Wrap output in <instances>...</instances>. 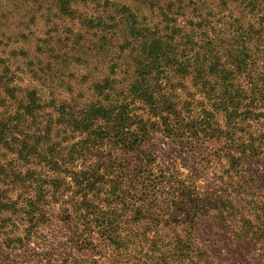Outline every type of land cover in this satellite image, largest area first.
I'll return each instance as SVG.
<instances>
[{
    "label": "trees",
    "instance_id": "trees-1",
    "mask_svg": "<svg viewBox=\"0 0 264 264\" xmlns=\"http://www.w3.org/2000/svg\"><path fill=\"white\" fill-rule=\"evenodd\" d=\"M121 11L133 73L119 94L108 79L29 135L15 126L47 115L36 91L0 114L2 148L39 167L21 185L28 262L202 264L195 228L213 218L250 250L242 264H264V30L181 37ZM50 208L57 241L41 232Z\"/></svg>",
    "mask_w": 264,
    "mask_h": 264
},
{
    "label": "rangeland",
    "instance_id": "rangeland-1",
    "mask_svg": "<svg viewBox=\"0 0 264 264\" xmlns=\"http://www.w3.org/2000/svg\"><path fill=\"white\" fill-rule=\"evenodd\" d=\"M122 7L166 35L183 37L196 31L197 39L217 37L226 22L237 33L251 25L256 33L264 30V0H0V75L6 87L0 85V114L15 112L18 99L28 91H36L48 106L47 115L41 114L36 124L15 126L18 134L38 133L40 120L48 124L52 105L81 107L102 96L108 88L97 85L108 79L116 95L131 82L133 52L121 48L126 30ZM160 139L157 134L154 145H162ZM38 169L16 161L0 145V202L14 211L0 208V264H32L28 252L37 244L25 246L26 188L21 185ZM46 211L49 223L41 232L57 241L59 223L49 217L56 210ZM195 229L202 264H242L251 253L213 218L204 219Z\"/></svg>",
    "mask_w": 264,
    "mask_h": 264
}]
</instances>
